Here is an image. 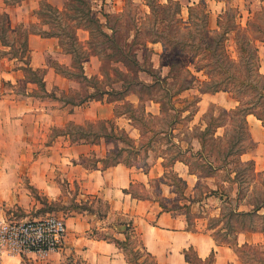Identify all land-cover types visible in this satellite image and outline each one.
Wrapping results in <instances>:
<instances>
[{
    "label": "crops",
    "instance_id": "crops-1",
    "mask_svg": "<svg viewBox=\"0 0 264 264\" xmlns=\"http://www.w3.org/2000/svg\"><path fill=\"white\" fill-rule=\"evenodd\" d=\"M201 1L191 0L188 9ZM204 1L211 10L209 0ZM67 2L22 0L7 5L0 0V12H6L9 33L15 35L9 43L0 32V220L9 214L5 209L12 207L23 209L22 219L39 218L34 213L39 206L36 194L50 202L83 205L95 200L94 210L69 208L63 217L68 233L59 251L45 257L0 254V264H132L125 248L115 241H125L130 235L139 237L158 264H195L188 260V251L202 261L214 255L213 264H253L252 257L243 260L242 254L264 247V224L252 221V217H264V202L232 204L240 199L238 194L221 191L231 183L228 175L236 179L232 173L211 185L208 180H216L222 169L207 159L202 143L185 147L180 140L172 142L178 150L169 157L168 152L143 146L148 129L142 127L134 107L143 102V114L156 118L164 114L163 103L153 97L142 100L137 94L112 99L110 89L96 94L98 87L90 80L103 77L102 55L90 48V29L65 14L53 18L48 11V5L63 11ZM113 4H117L114 12L123 10V0ZM145 6L150 7L147 0ZM222 13L214 29L219 28ZM62 24L72 26L74 43L60 28ZM20 36L23 43L18 45ZM151 44L157 54L163 53L162 42ZM190 68L201 81L207 79L203 70ZM259 71L264 74V60ZM192 91L186 88L177 95L191 99ZM125 102H130V109L123 108ZM213 105L232 110L239 101L228 91L202 92L191 121L201 123ZM247 121L255 146L241 154V162L252 161L251 170L263 172L264 124L254 114ZM118 132L131 144H125ZM159 133L164 134L163 130ZM192 158L206 162L212 172L195 171ZM174 178L183 183V190ZM205 180L207 186L201 192ZM181 198L188 201L184 210L176 204ZM227 204L235 227L221 225L222 231L232 234L219 240L210 220Z\"/></svg>",
    "mask_w": 264,
    "mask_h": 264
},
{
    "label": "rangeland",
    "instance_id": "rangeland-1",
    "mask_svg": "<svg viewBox=\"0 0 264 264\" xmlns=\"http://www.w3.org/2000/svg\"><path fill=\"white\" fill-rule=\"evenodd\" d=\"M4 1L7 5H14L22 0ZM113 1L114 0H93L94 16L101 19L105 25V30L111 31V28L116 30V36L120 39L122 46L126 41L128 44L133 41H137V43L142 42V45L138 44L133 47V51L137 53V57L141 62V67L135 65L126 66L123 62L116 61L117 58L122 59L121 54L116 53L112 48L110 49V42L97 31H94V35L90 39V48H92V51H99L102 55L101 74L103 75L102 78H99V75H97L94 79L90 80V84L98 87L96 94L102 90L105 91L106 89H110L112 95H110L109 98L112 99L125 97L129 94L131 97H135L137 94L142 100L150 97L160 100L163 103L164 114L156 118H149L143 114V102H139L137 106L134 107V110L140 117L142 127L153 131V133H149L148 130H146L147 135L144 138L143 146L150 145L157 153L168 152L169 157L178 150L173 144H177V140H180L185 147L186 145L191 146L202 143L208 150L206 152L207 159L218 162L222 169L218 172L219 174L216 176V180H208L211 182L210 184L213 185L212 183L215 182L220 183V180H222L225 175L232 173L236 179L233 180V178L228 175L231 183H227L226 187L221 189L223 193L227 191V193L231 195L235 193L238 194L240 199H238V201L236 199L232 200V204L236 205L237 202L238 204H245L244 206H249V203L262 204L264 202V171L254 172L251 170V168L253 169L255 167L254 163L251 164L250 161L241 162L239 151L242 147L249 146L248 141L242 142L240 139V141H237L236 144L232 146L233 139L235 138L236 140L238 138V128L236 127L240 124L242 120L241 117L239 118L237 115L234 116L236 122L233 124L234 118L231 116L229 109L213 105L210 107L208 115L204 116L202 122L200 121L201 123L197 124L199 122H196L197 120L191 121L192 113L197 111V97L207 88L208 84L205 83V81H211V79L207 75V79L201 81L198 75H195L197 77L196 79L192 76L190 67H194V64L190 62L192 54L187 52L189 51L188 49L182 52L179 58H176L175 61L178 64L172 68V72L170 71L172 64L169 63L166 65V61H168L170 57L164 52L160 55L157 54L154 50V46L150 42L154 37L156 27L159 23L154 24L153 20L146 17V14L151 12L150 7L145 6L146 0L142 2H137V0H123V10L120 12H114V9H117V4H113ZM149 1H151V3L154 2V0H147L148 3ZM159 1L161 3H166L167 0ZM180 2L183 7L182 16L185 20H188V6L191 0H180ZM209 2L212 10V16L210 15V27L212 29L216 27L217 16L221 12L227 13L224 20L228 24V27H232L228 48L232 56L237 60V63L235 66H232L231 69L238 68L244 71V69L249 68L250 72L254 74L256 68H259L261 60H264V43L260 40V38H264V0H209ZM73 5H78V3L76 2ZM68 13L72 14L73 11ZM202 13L203 12H199L198 15ZM240 13L242 14V19L239 17ZM50 15L55 18L58 17L59 13H50ZM6 16V12H0V21L2 23L0 24L2 25L0 32L3 35L4 41L12 43L15 35L13 38L11 33H9L11 25L6 21ZM61 17L63 19L62 21L66 22L65 15ZM240 20L242 22H240ZM200 22L201 21H198L197 23ZM69 25L63 26L62 24L60 28L67 32L71 30L70 27H72L71 25L69 27ZM240 26L243 27V30L239 28ZM166 28L167 26L165 24L159 26L161 30ZM22 38L20 36L18 39V45L23 43ZM239 39H241L240 42ZM14 43L16 44L17 41ZM240 46L245 48L244 54H242ZM107 53L111 54L112 57H107ZM188 69L191 72H189ZM217 77L218 75L216 74V77H213V79L216 80ZM181 86H187L188 89H193L191 99H187L186 97L180 98L177 95V89ZM233 96L236 97V95ZM125 103V107L123 108L130 109V102ZM176 109H178V111ZM102 125H104V123H101L100 127H103ZM173 127L176 128L174 132L172 130ZM216 128H218L217 133L214 136L211 135ZM162 130L164 134L159 133ZM118 134L120 138L125 140V144H131L125 135L120 134V132H118ZM174 136H176V138ZM239 136L242 135L240 134ZM254 146L255 143L248 151L252 150ZM212 147L213 149H211ZM227 154L230 155L226 156ZM127 157L130 159L132 153ZM191 161L193 162L194 170L198 173L206 174L207 172H212L211 169L206 166L207 163L200 158H192ZM174 180L176 181V178H174ZM176 182L178 184L177 186L183 190V183L178 182V180ZM206 182L207 180H205V182L202 183L203 185L199 188L201 192H203V188L207 186ZM24 186L31 191H35L32 185L26 184ZM35 197L39 206L34 213L39 217L49 214L64 217L69 208L79 209L85 207L91 211L94 210L93 205L95 204V200L92 204H89L91 199L85 204L80 205L75 201H68V203H63L62 201L50 202L45 196H40L39 194H36ZM187 202L185 198H181L176 204L180 205L184 210V206ZM229 206L230 205L227 204L226 209L222 210L219 216H214L210 220V226L217 228L214 235L219 240L229 239V234H232L230 231H222V226H230L229 228L235 227V222H231L232 215ZM97 207L100 210L103 209L102 205L98 204ZM22 210V208L14 209V207L5 209L6 213L9 214L4 217L8 220H20L24 218L25 215ZM11 212H13L14 215H11ZM255 220L260 224H264V217H252V221ZM128 226L130 227L131 225ZM218 226L220 228H218ZM122 244L132 264H156L153 257H149L146 254L138 236L130 235L127 240L122 241ZM243 251H245V253L242 254L243 260L251 259L252 257L251 263L264 264V247H255ZM258 259L261 260L258 261ZM196 263L200 264L198 261H196Z\"/></svg>",
    "mask_w": 264,
    "mask_h": 264
},
{
    "label": "trees",
    "instance_id": "trees-1",
    "mask_svg": "<svg viewBox=\"0 0 264 264\" xmlns=\"http://www.w3.org/2000/svg\"><path fill=\"white\" fill-rule=\"evenodd\" d=\"M76 2L78 5H73ZM148 4L151 8V12L147 13L146 17L153 20L154 24L159 23L156 27L154 37L150 42H162L164 47L163 52L170 57V59L166 61V65L169 63L172 64L170 71L172 72V68L178 64L175 61L176 58H179L182 52L188 49L189 51L187 52L191 53L193 58H191L190 62L194 64L195 69L197 71L204 70L211 79V81H205L208 86L204 92L214 93L218 91H228L236 95L235 98L239 101V106L230 110V113L233 118L237 115L239 118L241 117L242 120L236 127L238 128V138L236 140L235 138L233 139L232 146L236 144L237 141H240V139L242 142L248 141L249 143L248 147H242L239 151L240 157L241 154L247 152L248 149L254 145L249 135L247 116L249 114H254L261 119L264 124V74L259 71V68H256L254 74L250 72L249 68L244 69V71L238 68L231 69L232 66L236 65L237 60L232 56L228 48L232 27H228V24L224 20L227 13L224 12L220 15L218 20L219 28L212 29L210 27L211 10L204 0L189 8L188 20H185L182 16V5L179 1L169 0L168 3H161L159 0H154L153 3L149 1ZM48 8L50 13H61L73 20H79L78 25H83L85 28L90 29L91 37L94 35V31H97L110 42V49L112 48L116 53L121 54L122 59L117 58L116 61H121L126 66L135 65L141 67V62L137 57V53L133 51V47L138 44L142 45V42L137 43V41H133L128 44L126 41L122 46L120 39L116 36V30L111 28L112 33H109L103 28L104 23L101 19L94 16L91 0H69L63 11L53 8L50 5H48ZM72 11V14L68 13ZM199 12L203 13L198 15ZM239 17H242L241 13ZM198 21L201 22L197 23ZM240 22L242 21L240 20ZM164 24L167 28L162 30L159 29V26ZM75 26H77V24ZM239 28L243 30L242 26ZM65 33L70 41L74 43L75 38L73 36V29L71 28V30ZM260 40L264 42V38H260ZM240 41L241 39H239V42ZM242 48L243 47H241L240 50L242 54H244L245 48ZM94 52L95 54H100L97 50ZM106 56L112 57L109 53H107ZM189 72L191 71L189 70ZM191 74L195 79L197 78L193 72ZM216 74L218 77L215 80L213 77H216ZM186 88L188 87L181 86L177 89V93L179 94ZM234 122H236L235 118L233 124ZM240 134L242 136H239ZM211 149H213V147ZM229 155L230 154H227L226 156ZM250 163L252 164L253 162L251 161ZM115 241L120 244L121 247L125 248L122 241L118 239H115ZM143 249L146 251V254L151 257V254L147 252L144 247ZM187 258L195 264H197L196 261L200 264H213L214 262V255L206 259V261H202L195 257L191 251L187 252Z\"/></svg>",
    "mask_w": 264,
    "mask_h": 264
},
{
    "label": "built area",
    "instance_id": "built-area-1",
    "mask_svg": "<svg viewBox=\"0 0 264 264\" xmlns=\"http://www.w3.org/2000/svg\"><path fill=\"white\" fill-rule=\"evenodd\" d=\"M68 225L63 217L0 220V254L36 253L47 256L59 251L65 242Z\"/></svg>",
    "mask_w": 264,
    "mask_h": 264
}]
</instances>
